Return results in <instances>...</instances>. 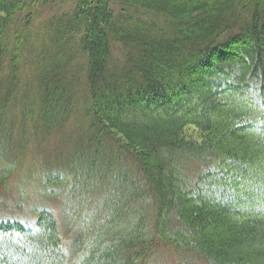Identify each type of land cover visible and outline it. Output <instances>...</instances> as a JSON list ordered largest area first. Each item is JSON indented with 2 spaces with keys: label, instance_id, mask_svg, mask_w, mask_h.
Returning <instances> with one entry per match:
<instances>
[{
  "label": "trees",
  "instance_id": "trees-1",
  "mask_svg": "<svg viewBox=\"0 0 264 264\" xmlns=\"http://www.w3.org/2000/svg\"><path fill=\"white\" fill-rule=\"evenodd\" d=\"M48 2L0 0V264H264V0Z\"/></svg>",
  "mask_w": 264,
  "mask_h": 264
},
{
  "label": "rangeland",
  "instance_id": "rangeland-1",
  "mask_svg": "<svg viewBox=\"0 0 264 264\" xmlns=\"http://www.w3.org/2000/svg\"><path fill=\"white\" fill-rule=\"evenodd\" d=\"M78 0H49V6L44 8V13H64V12H71L74 10ZM80 92V89L75 88L74 92ZM73 134L72 126H66L64 131H62L61 134L58 135L57 139L60 141L58 143V147L63 149V147L66 149L69 146V143H67V136L70 134ZM188 133L198 136L199 133L196 130H193L192 128L189 129ZM71 136V135H70ZM45 145V144H44ZM43 145V148L45 151H49L51 149V146L46 143V146ZM36 154L30 153L25 157V162L22 167V173L15 174L13 179H11L10 184L6 187L0 186V219H8V218H20L24 216H29V218H32V214L30 213L29 209L31 207H34L36 203L41 201V197H39V193L36 191L38 187H36V182L31 180V172H30V165L36 164L40 159V156H37V159L34 158ZM39 155V154H37ZM23 177V180L26 182H32L34 185H24L25 187V193L27 195V200L22 203V207L19 206V189H22L19 187V179L21 181V178ZM37 179V181L40 178V173L38 170L34 171V175ZM36 189V190H35ZM36 191V192H35ZM22 197H24L22 195ZM49 203L53 204V202ZM55 205L56 209L60 211L58 204ZM27 214V215H26ZM31 214V215H30ZM30 220V219H28ZM32 220V219H31ZM154 259H151V258ZM151 258H148L145 260L144 264H178V260L175 257V255L170 252L168 249L164 250L162 246H159L156 248V251L154 252V255L151 256Z\"/></svg>",
  "mask_w": 264,
  "mask_h": 264
}]
</instances>
